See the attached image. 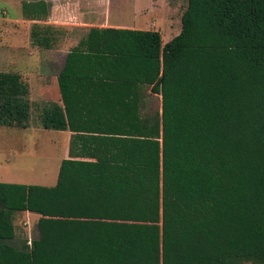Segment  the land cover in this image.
Returning <instances> with one entry per match:
<instances>
[{
    "label": "trees",
    "instance_id": "16d2710c",
    "mask_svg": "<svg viewBox=\"0 0 264 264\" xmlns=\"http://www.w3.org/2000/svg\"><path fill=\"white\" fill-rule=\"evenodd\" d=\"M31 21L45 2L23 4ZM35 23V47L52 48ZM63 106L42 117L72 132L82 92L106 111L94 162L63 161L54 187L0 183V264H264V0H189L181 33L90 30L58 78ZM162 113L142 115L143 87ZM29 86L0 72V126L27 128ZM102 136V137H101ZM39 215L18 247L15 218Z\"/></svg>",
    "mask_w": 264,
    "mask_h": 264
},
{
    "label": "crops",
    "instance_id": "0c3cea01",
    "mask_svg": "<svg viewBox=\"0 0 264 264\" xmlns=\"http://www.w3.org/2000/svg\"><path fill=\"white\" fill-rule=\"evenodd\" d=\"M33 2H45L49 9L48 17L45 20L33 22L43 26H50L52 28L66 29L71 33L62 36L61 38L59 37V39H54L55 37L51 34L50 38H52V48H41L49 54L37 60L21 62L19 65L15 66V74H19L22 77V80L29 86L30 94L28 99L31 105V117L33 111L38 109L42 111L43 115L44 111L53 103L63 106L59 91L58 78L66 65L68 54L73 49L78 47L81 41L87 38L91 29L111 28L141 30L130 26H107L106 21L108 18L106 12H102L101 7L97 8L94 13H89L83 11L82 9L72 12L73 6L68 1L60 2L59 0H35ZM172 32L170 34L168 33L169 35H166L168 37L167 41H164L165 35L160 32L164 45L176 37H170ZM3 51L6 53L5 48H3ZM0 72L7 73L6 70L3 71L1 69ZM104 104L105 99L100 94L95 95L93 93L89 94L82 92L81 95H79V97L74 101L75 117L77 119H81L82 117L90 114L92 118L89 120L91 122L90 124L81 123L76 125L78 129H75L76 131L74 132L71 130H47L43 126L42 118L38 123L30 122L27 128L11 127L22 131L35 132V139L37 141L35 142V146L39 144L40 151H43L44 147L50 143L53 145L56 152H60V156L57 157L53 167L50 163L47 170L42 173H39L40 167L37 162L34 161L27 163L26 165H22V168H26L23 171L18 169L13 170L12 173L14 176H12L10 175L11 170L8 167H11L12 164L15 165L16 157L22 158V154H24L26 148L23 147V140L20 134H16L17 132L7 133V137H5L6 146L4 147V153H7L6 161L0 159V183L30 185L33 182H27L26 179H35L41 180L37 181V184H41L40 186L54 187L58 182L60 168L64 160L72 159L81 162H94L95 160L92 159L90 155L93 153L91 150L94 138L100 137L96 131L127 130L129 128L127 126H121L117 123L105 126L100 124V122H97L93 115H102V113L107 110ZM156 108H160V110L155 111ZM141 111L142 115L148 116L162 113V96L152 93L151 86L143 87ZM45 131L48 133L54 132V139L51 141L49 140V143L45 142L47 140L44 135L47 134ZM32 155L35 160L38 159L36 154L33 153ZM21 163H23L22 160L18 161L17 165ZM23 214L27 216V212L19 213L18 215ZM32 217L35 220L36 218L39 219L40 216L33 213Z\"/></svg>",
    "mask_w": 264,
    "mask_h": 264
},
{
    "label": "rangeland",
    "instance_id": "374dc122",
    "mask_svg": "<svg viewBox=\"0 0 264 264\" xmlns=\"http://www.w3.org/2000/svg\"><path fill=\"white\" fill-rule=\"evenodd\" d=\"M35 0H0V69L6 70L7 73H16V65L21 62L32 61L46 56L47 52L44 49L35 47L31 41V32L35 22L25 18L23 14V4L33 2ZM60 2H70L73 6L72 12L82 9L83 11L94 13L97 8L101 7L102 12H106V25L130 26L132 28L150 31H160L164 36V41H167V36L172 31L170 37L178 36L182 30V16L188 8L189 0H59ZM54 39H59L68 33L69 30L62 28H52L50 30ZM169 33V34H168ZM5 48L6 53L3 51ZM14 66V67H13ZM156 108L155 111H159ZM41 110H34L30 122L38 123L42 118ZM17 132V133H16ZM7 133H16L22 136L23 147L26 148L22 158H15V165L8 167L11 170L10 175L14 176L13 170H25L22 165L36 161L39 167V173L44 172L49 167L50 163L54 166L60 152H56L54 147L49 142L54 138V132L45 131L49 143L40 151V145L35 146L36 133L22 131L16 128L0 126V159L6 161L4 153L5 137ZM50 140V141H49ZM40 152V153H39ZM36 154L38 159L35 160L32 154ZM41 156V157H40ZM22 160L23 163L17 162ZM52 169V168H51ZM36 174V173H34ZM33 174V175H34ZM27 182H33L30 185L37 184L35 179H26ZM18 215V214H17ZM26 215H18L15 218L16 225V240L14 244L18 247L28 241L30 237L35 241L40 237L38 228L39 219L31 218L32 223L25 226L24 223L30 218ZM30 220V221H31ZM24 221V222H23Z\"/></svg>",
    "mask_w": 264,
    "mask_h": 264
},
{
    "label": "built area",
    "instance_id": "2783aa9c",
    "mask_svg": "<svg viewBox=\"0 0 264 264\" xmlns=\"http://www.w3.org/2000/svg\"><path fill=\"white\" fill-rule=\"evenodd\" d=\"M32 215H33V213H31V212H27V217L26 218H30V217H32ZM33 218V217H32ZM31 220V218L29 219V220H27V222H25L24 223V225L25 226H27V225H30L31 223H32V220ZM24 222V221H23ZM33 242H34V240L30 237V235H29V237H28V241L26 242L27 243V245L29 246V248H32L33 247Z\"/></svg>",
    "mask_w": 264,
    "mask_h": 264
},
{
    "label": "bare ground",
    "instance_id": "6f19581e",
    "mask_svg": "<svg viewBox=\"0 0 264 264\" xmlns=\"http://www.w3.org/2000/svg\"><path fill=\"white\" fill-rule=\"evenodd\" d=\"M40 169H41V167H40Z\"/></svg>",
    "mask_w": 264,
    "mask_h": 264
}]
</instances>
